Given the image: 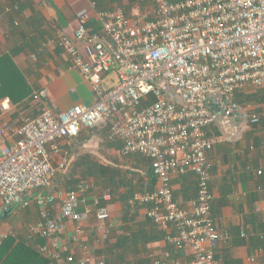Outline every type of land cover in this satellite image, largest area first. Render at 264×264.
<instances>
[{
    "label": "built area",
    "instance_id": "1",
    "mask_svg": "<svg viewBox=\"0 0 264 264\" xmlns=\"http://www.w3.org/2000/svg\"><path fill=\"white\" fill-rule=\"evenodd\" d=\"M132 1L127 14L123 6L97 11L90 2L75 14L74 40L60 36L56 41L90 85L92 105L55 112L41 89L33 94L36 116L15 128L0 126V216L16 205L33 204L38 219L28 231L29 239L44 241L36 248L39 253L53 264H106L104 255L75 260L64 255L65 248L58 250L67 222L73 223L70 241H81L79 223L92 210V231L107 241L110 214L97 207V198L92 208L87 206L93 188L88 182L79 181L66 192L55 183L70 161L61 142L75 139L81 129L106 130L109 139L120 142L121 156L149 161L154 188L137 193L133 201L148 206L155 224L175 229L169 239L175 252L190 247L191 258L184 264H218L214 247L223 236L211 215L209 153L217 141L211 127L221 119H241L245 125L260 121L242 110L235 95L264 88V0ZM91 11L100 25L96 32L87 27ZM83 45L92 49V61L81 52ZM112 72L116 81L104 89L103 78ZM173 174L195 177L188 208L174 200Z\"/></svg>",
    "mask_w": 264,
    "mask_h": 264
},
{
    "label": "crops",
    "instance_id": "2",
    "mask_svg": "<svg viewBox=\"0 0 264 264\" xmlns=\"http://www.w3.org/2000/svg\"><path fill=\"white\" fill-rule=\"evenodd\" d=\"M89 3L88 0H0V55L12 53V60L26 79L31 94L45 89L49 107L55 112L79 104L90 106L95 101L90 85L71 67L56 42L60 36L74 40L75 14ZM81 52L87 60L94 59L90 47L81 46ZM103 80L110 86L114 76L110 73ZM236 94L246 98L240 104L242 110L257 115L260 121L245 125L241 119H221L211 127L217 138L209 153L212 218L217 233L223 236L215 244L214 256L218 264H259L264 255L261 247L264 243V88H246ZM35 105L30 98L16 104L8 98L1 100L0 126L15 128L24 119L36 116ZM235 127L239 128V134ZM61 145L70 154L69 164L60 177L61 190L66 192L82 180L88 182L93 188L87 195V206L92 208L97 198V207L106 208L110 219L105 222L109 238L101 241L92 231L95 223L92 210L79 223L84 235L76 244L70 241L73 223L67 222L58 238V250L65 248L64 255L75 260L86 254L92 258L104 255L106 264L109 260L110 264L175 260L184 264L190 260V247L174 251L169 239L176 236L175 229L155 224L148 215V206L133 201L137 193L154 188L148 160L137 155L121 156L120 142L109 139L106 130L81 129L75 139L63 140ZM171 187L174 200L188 208L196 193L194 175L173 174ZM104 196H109L108 201ZM59 205L60 202L56 203L53 214ZM84 208L81 206L79 210ZM8 214L0 218V243L1 237L9 233L15 234L13 238L29 239L28 226L37 221L38 209L33 204L27 208L16 205ZM43 244L40 239L37 246Z\"/></svg>",
    "mask_w": 264,
    "mask_h": 264
},
{
    "label": "trees",
    "instance_id": "3",
    "mask_svg": "<svg viewBox=\"0 0 264 264\" xmlns=\"http://www.w3.org/2000/svg\"><path fill=\"white\" fill-rule=\"evenodd\" d=\"M89 2H94L96 5L97 11L102 10H112L116 6H122L121 0H88ZM133 1L129 0V6H123L125 13H129L130 5ZM93 32L98 31L100 25L94 20L91 19L87 24ZM26 79L23 74L17 69L13 60L12 53H6L0 56V101L8 98L11 103H19L26 98H30L33 101V93L31 94L29 86H27ZM31 94V95H30ZM236 102L240 105L244 103V95H235ZM248 99V98H247ZM149 100H152L150 97ZM36 115L38 114V105H35ZM98 131V130H97ZM100 131V130H99ZM150 170V169H149ZM62 173L59 174L56 178L55 183L57 184L58 189H62L61 185L62 180L60 177ZM150 182H156L152 171L150 170ZM74 186H71L69 190H73ZM53 190H56L53 188ZM150 192V191H149ZM146 193V192H143ZM213 203V202H212ZM10 215V214H8ZM6 215L5 217H7ZM212 215V207H211ZM4 217V218H5ZM2 218V217H0ZM3 219V218H2ZM38 242L40 243V238L31 239H20L13 238L11 236H6L2 239L0 243V264H53L52 261L44 254H41L36 249ZM264 248V243L261 246ZM107 264H110V260L107 261ZM259 264H264V255L260 259Z\"/></svg>",
    "mask_w": 264,
    "mask_h": 264
},
{
    "label": "rangeland",
    "instance_id": "4",
    "mask_svg": "<svg viewBox=\"0 0 264 264\" xmlns=\"http://www.w3.org/2000/svg\"><path fill=\"white\" fill-rule=\"evenodd\" d=\"M121 3H122V6H129V4H128V1H126V0H121ZM132 4V3H131ZM93 13V14H92ZM90 16H91V18L93 19V16H94V12L93 11H91L90 13ZM76 20V19H75ZM61 49V48H60ZM62 50V49H61ZM64 52V51H63ZM3 54H6V53H3ZM3 54H1V55H3ZM0 55V56H1ZM3 111V109H2V107L0 106V113Z\"/></svg>",
    "mask_w": 264,
    "mask_h": 264
},
{
    "label": "water",
    "instance_id": "5",
    "mask_svg": "<svg viewBox=\"0 0 264 264\" xmlns=\"http://www.w3.org/2000/svg\"><path fill=\"white\" fill-rule=\"evenodd\" d=\"M111 74L114 76V81H116V75H115V73L112 72ZM104 80H105V79H104ZM104 80H103V83H102V84H103V88H104V89H107L109 86H107V85L104 84V83H105ZM112 85H113V84H112ZM112 85H110V86H112ZM8 213H9V212H5V213H3V214L1 215V217L4 218L6 215H8Z\"/></svg>",
    "mask_w": 264,
    "mask_h": 264
},
{
    "label": "clouds",
    "instance_id": "6",
    "mask_svg": "<svg viewBox=\"0 0 264 264\" xmlns=\"http://www.w3.org/2000/svg\"><path fill=\"white\" fill-rule=\"evenodd\" d=\"M92 19V18H91ZM110 74V73H109ZM11 211V210H10ZM7 212H9V211H7ZM1 217V216H0ZM9 236V235H8ZM12 237V236H11Z\"/></svg>",
    "mask_w": 264,
    "mask_h": 264
}]
</instances>
